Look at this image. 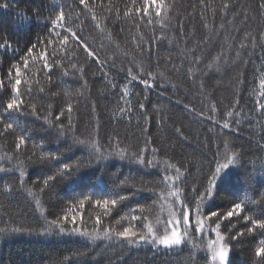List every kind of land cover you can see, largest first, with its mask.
Here are the masks:
<instances>
[{"label": "trees", "instance_id": "1", "mask_svg": "<svg viewBox=\"0 0 264 264\" xmlns=\"http://www.w3.org/2000/svg\"><path fill=\"white\" fill-rule=\"evenodd\" d=\"M262 2L168 0L172 7L162 27L156 17L151 24L147 23L148 17H123L127 8L135 10L143 0H136L135 5L132 0H103L105 7L95 8L104 27L101 33L79 0H0V5H7L0 7V44L5 41L11 44L7 50L0 49V80L5 82L0 91V106L11 94L7 85L9 68L24 56L31 44L46 40L50 19L57 10L70 15L69 25L104 62L96 64L75 42H70L68 52L56 57L59 65L47 73L40 69L39 85L33 83L30 93L25 91L27 85L21 84L25 114L19 120L24 134L29 136L28 143L17 154L15 144L20 133L10 131L0 136V157H4L0 159V167L13 169L0 173V228L6 229L0 233V264H208L204 242L214 238V233L201 240L193 232L196 246L185 244L171 251L128 246L115 238L92 241L68 234L39 236L35 233L44 228L45 221L26 189L32 188L37 193L48 219L62 215L73 201L86 195H92L93 199L128 195L129 199L104 221L106 226L120 228L115 220L127 215L130 209L143 207L144 214L154 216V211L150 214L149 209L155 208L156 196L148 189L161 186L165 160L188 168L183 186L188 203L193 204L196 196L193 187L203 190L209 169L214 167L215 154L219 152L221 159L224 156L227 139L229 152L237 154V163L230 182L220 184L213 198L205 201L203 212L218 210L223 214L241 199L264 198V109L257 103H264L260 95L264 91L260 88L264 79V40L261 39L264 10L259 7ZM224 3L229 4L227 9L223 8ZM251 37L256 38L255 46ZM242 42L247 47L241 48ZM30 67L36 71L35 66L30 64ZM81 67L83 73L79 71ZM129 68L134 74L143 68L144 79H148V72L153 73L156 77L150 81L153 87L130 81ZM65 71L68 75H64ZM39 87L44 91L40 92ZM124 88L129 93L126 97L121 91ZM129 102L131 110L121 113L119 109H128ZM140 103H144V110L139 108ZM69 104L73 108L71 113L67 112ZM32 105L36 108L35 115ZM212 105L216 107L215 113L211 111ZM230 110L234 114L227 118L226 112ZM61 112L64 113L61 119L55 120ZM198 112L204 115L199 116ZM45 116L53 124L63 123L66 127L71 119L77 136H97L105 151L109 139L113 144L118 139L130 153L147 148L145 160H153L155 167L114 155L99 163L93 159L78 177L70 181L57 178L52 186L39 193L43 179L56 170V165L88 161L87 149L73 144L71 133L56 139L57 129L44 122ZM208 116L219 121L229 119L230 129L221 128L205 118ZM153 147L158 151L153 153ZM6 154L18 155L19 159L9 161ZM41 154L45 157L60 154L61 159L41 160ZM17 166L25 171L24 187L20 185ZM5 185L13 191L4 193ZM77 211L82 213L84 227L91 232L95 215L103 209L86 202ZM245 214L264 217V204L249 203ZM233 223L231 232H228L229 221L221 225L232 245L230 264H254V249L264 237L257 231L233 240L232 235L247 226L235 217ZM14 228L21 232L12 233Z\"/></svg>", "mask_w": 264, "mask_h": 264}, {"label": "snow or ice", "instance_id": "2", "mask_svg": "<svg viewBox=\"0 0 264 264\" xmlns=\"http://www.w3.org/2000/svg\"><path fill=\"white\" fill-rule=\"evenodd\" d=\"M132 3L135 5L136 0H132ZM79 5L91 14V19L96 21L95 27L103 33L104 27H102L95 13L96 7H105L103 0H100L99 4H97V0H91V2L90 0H79ZM0 7H7V5H0ZM171 7L172 5L168 3V0H143V3L139 7H135V10H133V7L127 8L123 13V17L131 18L135 16L141 19H143V17H148V24H151L153 22V17H156L159 18L156 22L164 27L165 25L163 24V21L167 19ZM228 7L229 4L224 3L223 8L227 9ZM259 7L264 10V2H262ZM108 10H111L110 7ZM78 16L79 13H77V17ZM70 18V15H66L62 9L57 10L56 15L50 19L49 36L46 40L40 39L37 43L31 44V46L27 48L24 56H22L19 61L14 62L9 68L7 85L11 89V94L7 102L0 106L2 107V111H0V136H4L10 131H18L20 133L17 136V142L15 144L17 154L20 153L23 146H26L29 139V136L24 134L25 129L19 120V116L25 114L23 108L25 102L23 99V93L21 92V84L23 83L27 85L25 91L30 93L33 83L37 86L39 85L38 75L40 69L42 68L46 70L47 73L52 71L53 66L59 65L60 60L56 59V57H58L61 52H68L70 42H75V44L86 53L87 57L95 61L96 64L100 65L104 63L100 60L97 51L90 47V45L69 25L68 21ZM119 18L120 14L117 10V19ZM105 19H107V17H105ZM135 26L137 28L139 27L138 24ZM205 27H208V25L205 24ZM108 35L110 36V33ZM53 37H56L57 39L54 40ZM248 38V35H246L245 39ZM251 39L255 46L256 38L251 37ZM261 39L264 40V33H261ZM205 43H207V40ZM53 45L56 46L53 47ZM240 46L241 48L247 47L243 42ZM10 47L11 44L7 41L0 44V49L7 50ZM49 49H51V52H49ZM194 50L195 49H193V51ZM72 54H75V50H73ZM237 54L239 55V53ZM216 59L218 60L219 57ZM50 60L52 61L51 64L49 63ZM196 62H199V58H197ZM30 64L36 67L35 72L32 71ZM72 66L75 67V64ZM79 71L83 73V68L81 67ZM28 73H31V76H29ZM127 74L130 77V81H138L146 88H152L153 84L150 81H153L156 78L153 73L148 72V79H144L143 68H141L136 74H134L132 69L129 68ZM64 75H68V73L65 71ZM86 83L87 82L85 81V85ZM109 84H111L113 88L116 87L112 81H109ZM4 87L5 82L0 80V91H2ZM260 88L264 89V79H261L260 81ZM39 91L43 92L44 88L39 87ZM121 91L124 97L129 95L127 88H124ZM260 95L264 97V91H261ZM257 103L262 109H264V103L260 101H257ZM185 107L188 108L189 106L185 105ZM31 108L32 114L35 115V105H32ZM139 108L144 110V103H140ZM130 110V102L128 109H119L121 113ZM189 110L194 111V109L191 108H189ZM72 111V105L69 104L67 112L71 113ZM211 111L213 113L216 112L215 105H212ZM63 114L64 113L61 112L55 117V120L59 121ZM233 114L232 110L227 111L226 117L231 118ZM197 115L203 116L204 114L198 112ZM37 118L39 119V117ZM205 118L212 120L213 123L219 124L223 129H230L231 127L229 119L219 121L215 119V116H208ZM44 122L48 124L49 127H55L57 129V140L71 133L73 144L80 145L87 149L88 161L56 165V170L43 179L42 185L38 190L39 193H43L45 189L52 186V182L56 181L57 178L70 181L73 180L74 177H78L82 169L88 168L91 165L93 159L99 163L100 161L106 160L114 155L122 160L130 159L131 162L138 165L155 167L153 160H145L144 152L148 150L147 148L141 149L139 153L135 151L130 153L129 148L127 146L122 147L118 139L115 144L109 139L108 150L105 151L97 136H89L85 138L77 136L75 134V125L71 119H69L67 127L63 123L53 124L47 116L44 117ZM177 131H179V129H177ZM40 147H43V145H40ZM224 149L225 153L222 159L220 158L219 152L215 154L214 167L209 169L206 184L203 185V190L200 191L193 187L192 191L196 193L193 204L188 203L183 186V181L188 173V168L182 167L178 165V163H172L169 160H165L162 168L164 174L159 182L161 186L158 189H148L156 196V199L153 201L155 208L149 209L150 214L154 211V216L144 214L145 209L143 207L139 209H130L127 215L121 216L115 220L116 225H121L120 228L111 225L106 226L104 221L105 218L112 214V211L115 210L119 204L129 199L128 195L120 194L115 197L101 196V198L98 199H93L92 195H86L82 199L73 201L71 207L62 215H58L54 219H48L44 216V209L37 193L34 192L32 188H27L28 195L32 196L35 200L36 207L40 210L41 217L45 221L44 228L35 234L39 236H50L54 233L60 235H78L80 237H87L92 241L101 239L111 241L115 238L118 241L124 242L128 246H150L154 250L165 249L171 251L185 244H193V246H196L193 232L196 234V237L201 238V240H203L208 233H214V238H209L204 242L208 264H230L229 256L232 245L229 242L226 233L221 231L222 223L224 221L230 222L231 227L228 228V232H231L232 227L235 226L233 223L234 217L243 220L246 223L247 226L243 230L232 235L231 239L233 240L244 236L246 233L254 234L257 231L262 237H264V217L256 218L253 215L245 214L249 203H255L257 205L264 204V198L255 201H248L246 198L241 199L234 203L231 208L223 214L218 210L210 211L207 214L203 212L205 201L212 199L219 190L220 184L230 182L233 175L232 169L236 166L237 154L235 152H229V142L227 139L224 142ZM151 151L155 153L158 149L153 147ZM3 158L4 157H0V159ZM7 158L11 161L14 158L19 159V156L16 155L14 157L12 155H7ZM40 159L57 161L61 159V156L60 154H56L45 157L41 154ZM17 167L19 168L20 185L21 187H24L25 171L23 167ZM5 171H13V169L0 167V173ZM140 190L141 189H137V191ZM11 191H13L11 186H4V193H10ZM86 202H91L94 207L103 209L102 213L95 215L94 227L91 232L84 227L85 221L83 215L81 212L77 211V209L82 210L85 207ZM248 211L250 212L251 209H248ZM78 218L80 220L79 224H77ZM125 221L127 223H124ZM137 221L141 222L139 226L135 223ZM11 231L12 233H19L21 232V229L14 228ZM5 232L6 229L0 228V233ZM253 256L254 264H264V238L258 241Z\"/></svg>", "mask_w": 264, "mask_h": 264}]
</instances>
